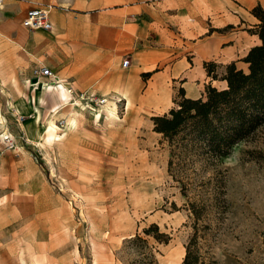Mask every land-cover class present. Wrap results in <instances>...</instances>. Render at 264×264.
I'll use <instances>...</instances> for the list:
<instances>
[{"label":"rangeland","instance_id":"obj_1","mask_svg":"<svg viewBox=\"0 0 264 264\" xmlns=\"http://www.w3.org/2000/svg\"><path fill=\"white\" fill-rule=\"evenodd\" d=\"M35 30L23 20L0 26V264H125L135 256L127 238L152 222L171 235L168 243L150 239L160 264H183L187 199L153 119L177 105L183 79L170 78L144 109L93 90L109 102L92 110L64 101L49 80L28 82L36 53L23 42ZM244 56L236 62L246 68ZM211 61L220 77L225 63ZM208 83L225 85L209 75L202 94ZM191 158L173 172L205 197V258L264 264V124L219 165V197L212 166Z\"/></svg>","mask_w":264,"mask_h":264},{"label":"crops","instance_id":"obj_2","mask_svg":"<svg viewBox=\"0 0 264 264\" xmlns=\"http://www.w3.org/2000/svg\"><path fill=\"white\" fill-rule=\"evenodd\" d=\"M258 3L264 8V0H5L0 26H20L30 7L50 6L52 28L36 29L23 42L33 47L35 65L76 88L122 95L126 107L144 109L178 76L187 96H201L205 61H237L260 43L248 30ZM49 91L60 99L58 89Z\"/></svg>","mask_w":264,"mask_h":264},{"label":"trees","instance_id":"obj_3","mask_svg":"<svg viewBox=\"0 0 264 264\" xmlns=\"http://www.w3.org/2000/svg\"><path fill=\"white\" fill-rule=\"evenodd\" d=\"M259 18L255 33L259 35L260 43L251 46L242 58L247 63L243 68L236 61L225 64V71L218 77L214 61H205L208 75L213 79L225 81V85L217 87L208 83L205 92L199 97H190L180 89V99L177 105L164 114L153 116L154 129L163 134L170 146L169 171L181 183V193L186 197L188 209L187 224L191 227L185 242L183 264H221V261L209 255L206 259L200 244V228L206 227L205 220L207 203L203 194L192 192L189 176L183 178L174 173L180 166L186 164L190 157L192 161L199 158L204 166H212L217 184L214 197H219L221 188L217 178V169L228 157L234 146L248 140L264 124V8L258 3L251 9ZM151 72H143L147 78ZM215 176V177H214ZM143 233L136 232L127 238L126 248L131 249L135 256L125 264H160L156 247L150 242L168 243L171 235L163 231L157 222H152L143 228Z\"/></svg>","mask_w":264,"mask_h":264},{"label":"built area","instance_id":"obj_4","mask_svg":"<svg viewBox=\"0 0 264 264\" xmlns=\"http://www.w3.org/2000/svg\"><path fill=\"white\" fill-rule=\"evenodd\" d=\"M5 0H0V12L4 6ZM50 6H32L28 9L23 23L31 29H51L52 22L50 20ZM129 59L123 60V65L126 66L129 63ZM37 77V82H33L34 85L38 84L42 78L49 80L47 86H53L58 88L62 86L68 95V98L73 100V103H84L89 109L96 110L98 107L106 105L108 97L96 95L95 92L88 89H77L72 83L64 81L59 75L50 67L44 64H36L31 70V78ZM30 78V80H31Z\"/></svg>","mask_w":264,"mask_h":264},{"label":"bare ground","instance_id":"obj_5","mask_svg":"<svg viewBox=\"0 0 264 264\" xmlns=\"http://www.w3.org/2000/svg\"><path fill=\"white\" fill-rule=\"evenodd\" d=\"M29 84H31V85H34V83L33 82H31V80H29ZM50 88H52V89H55L53 86H49ZM56 89H58V92H60V97H61V100H64V101H66V99H63V98H67L68 99V95H67V93L65 92V90L63 89V87L62 86H58V88H56ZM55 109H57V106H56V108ZM57 126V125H56Z\"/></svg>","mask_w":264,"mask_h":264},{"label":"water","instance_id":"obj_6","mask_svg":"<svg viewBox=\"0 0 264 264\" xmlns=\"http://www.w3.org/2000/svg\"><path fill=\"white\" fill-rule=\"evenodd\" d=\"M38 78L37 77H32L31 82H37Z\"/></svg>","mask_w":264,"mask_h":264}]
</instances>
